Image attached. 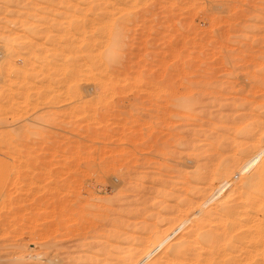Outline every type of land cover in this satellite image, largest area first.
<instances>
[{
	"label": "rangeland",
	"instance_id": "1",
	"mask_svg": "<svg viewBox=\"0 0 264 264\" xmlns=\"http://www.w3.org/2000/svg\"><path fill=\"white\" fill-rule=\"evenodd\" d=\"M0 29V264L149 263L196 219L195 185L206 208L237 196L236 264H259L262 198L210 171L238 161L233 189L264 159V0H0Z\"/></svg>",
	"mask_w": 264,
	"mask_h": 264
},
{
	"label": "bare ground",
	"instance_id": "2",
	"mask_svg": "<svg viewBox=\"0 0 264 264\" xmlns=\"http://www.w3.org/2000/svg\"><path fill=\"white\" fill-rule=\"evenodd\" d=\"M42 1H44V0H42ZM99 1H101V0H99ZM106 1V0H105ZM74 2V1H73ZM134 2V1H133ZM28 3V2H27ZM25 4V3H24ZM63 4V3H62ZM96 4V3H95ZM33 5V4H32ZM45 5V4H44ZM57 5V4H56ZM68 6V5H67ZM85 6V5H84ZM89 6V5H88ZM100 6V5H99ZM40 7V6H39ZM69 8V7H68ZM116 8V7H115ZM97 9V8H96ZM118 9V8H117ZM87 10V9H86ZM41 11H43V9L41 10ZM47 11V10H46ZM45 11V12H46ZM121 11H123V10H121ZM18 12V11H17ZM39 12V11H38ZM44 12V14H46ZM52 12V11H51ZM124 12V11H123ZM30 13H32V12H30ZM41 13V12H40ZM54 13V12H53ZM66 14V13H65ZM36 15V14H35ZM71 14H69V16H70ZM74 15H72V19L74 18L73 17ZM96 16V15H95ZM39 17V16H38ZM46 17H48V16H46ZM97 17V16H96ZM101 17V16H100ZM75 18H76V16H75ZM50 19V18H49ZM87 19V18H86ZM97 19V18H96ZM103 20V19H102ZM102 20H100V21H102ZM54 21V20H53ZM75 21V20H74ZM73 21V22H74ZM48 22V21H47ZM76 22V21H75ZM90 22V21H89ZM25 23H27L26 21H25ZM21 24V23H20ZM84 24V23H83ZM87 24V23H86ZM101 24H103V23H101ZM101 24H98V25H101ZM105 24V23H104ZM103 24V25H104ZM17 25V24H16ZM103 25H102V28H103ZM90 26V25H89ZM107 26V25H106ZM4 27V26H3ZM99 27V26H98ZM22 28V27H21ZM42 28V27H41ZM79 28H82V27H79ZM78 28V29H79ZM99 28H101V27H99ZM108 28V27H107ZM23 29V28H22ZM39 29V28H38ZM77 28H75V30H78ZM91 29V28H90ZM104 29V28H103ZM1 30V29H0ZM97 30H99L98 28H97ZM41 31H42V29H41ZM91 31V30H90ZM8 32V31H7ZM77 32V31H76ZM93 32V31H92ZM95 32H97V31H95ZM101 32H103L102 31V29H101ZM104 32H105V29H104ZM79 33H80V29H79ZM43 34V33H42ZM70 34V33H69ZM81 34V33H80ZM80 34H78V35H80ZM89 34V33H88ZM97 34V33H96ZM95 34V35H96ZM100 34H102V33H100ZM107 34V33H106ZM105 34V35H106ZM81 35H83V34H81ZM80 35V36H81ZM98 35V34H97ZM105 35H103V36H105ZM71 36H73V35H71ZM101 36L102 35H100V38H101ZM110 36V34L108 33V37ZM117 36V35H116ZM63 37H64V35H63ZM98 37H99V35H98ZM97 37V38H98ZM108 37H105V38H108ZM13 38V37H12ZM32 38V37H31ZM100 38H98V39H100ZM113 40H114V38H115V35H113ZM93 39H96V37L95 38H92L91 40H93ZM103 39H104V37H103ZM109 39H111V38H109ZM19 40V39H18ZM39 40V39H38ZM75 40V39H74ZM88 40V39H87ZM90 40V39H89ZM106 39H104L103 41H105ZM113 40H110L111 42L113 41ZM118 40V39H117ZM98 41H100V40H98ZM97 41V42H98ZM102 41V40H101ZM115 41V40H114ZM23 42V41H22ZM84 42V41H83ZM90 41H88V43H89ZM107 42H108V40H107ZM116 42V41H115ZM32 43V42H31ZM91 43V42H90ZM92 44H94V43H92ZM98 44V43H97ZM18 45V44H17ZM65 45V44H64ZM86 45H87V42H86ZM103 45H105V44H103ZM119 44H117V46H118ZM79 46V45H78ZM106 46H108V45H106ZM86 47V46H85ZM88 47V46H87ZM91 47H92V45H91ZM93 47H94V45H93ZM95 47H96V45H95ZM102 47V46H101ZM109 47V46H108ZM108 47L106 48V50L105 51H108L109 49H108ZM111 47H113V46H111ZM110 47V48H111ZM26 48V47H25ZM84 48V47H83ZM90 48V47H89ZM89 48H88V50H89ZM103 48H105V47H103ZM76 49V48H75ZM80 49V48H79ZM81 49H82V47H81ZM94 49V48H93ZM96 49V48H95ZM101 49V48H100ZM12 50V49H11ZM74 50V49H73ZM91 50V51H90ZM89 51L90 52H92V49H90ZM97 50V49H96ZM96 50H93L94 52L96 51ZM103 50V49H102ZM116 50V49H115ZM83 50H81V52H82ZM104 51V50H103ZM117 51V50H116ZM70 52V51H69ZM113 52V51H112ZM17 53V52H16ZM93 53V52H92ZM103 54H104V52H102ZM107 53V52H106ZM105 53V54H106ZM93 55H96V54H93ZM100 55H101V53H100ZM89 56H91V55H89ZM99 56V55H98ZM104 56V55H103ZM106 56V55H105ZM95 57V56H94ZM101 57V56H100ZM108 56H106V57H104L103 59H106ZM98 58V57H97ZM109 58V57H108ZM13 59V58H12ZM89 59V58H88ZM93 59V58H92ZM95 59V58H94ZM100 59H102V58H100ZM100 60L101 62H103L104 60ZM90 60V59H89ZM99 60V59H98ZM97 59L95 60V61H98ZM108 60V59H107ZM26 61V60H25ZM94 60H92V62H93ZM111 61V60H110ZM89 62V61H88ZM99 62V61H98ZM100 62V63H101ZM105 62V64H108L107 63V61H104ZM26 63H28V62H26ZM99 63V64H100ZM52 64V63H51ZM90 64V63H89ZM95 64V63H94ZM29 65V64H28ZM56 65V64H55ZM74 65V64H73ZM93 65V64H92ZM98 65V64H97ZM101 65L103 66V64L101 63ZM31 66V65H30ZM100 66V65H99ZM101 66V67H102ZM107 66V65H106ZM110 66V65H109ZM108 66V67H109ZM8 67V66H7ZM20 67V66H19ZM77 67V66H76ZM95 67H97L96 65H95ZM57 68H59V67H57ZM65 68V67H64ZM103 68V67H102ZM6 69V68H5ZM12 69V68H11ZM38 69V68H37ZM42 69V68H41ZM67 69V68H66ZM95 69V68H94ZM93 69V70H94ZM97 69H98V67H97ZM97 69H96V71H97ZM31 70V69H30ZM39 70V69H38ZM54 70V69H53ZM56 70V69H55ZM87 70H88V68H87ZM35 71V70H34ZM66 71V70H65ZM23 72V71H22ZM31 72V71H30ZM60 72V71H59ZM72 72V71H71ZM98 72V71H97ZM103 72V71H102ZM101 72V73H102ZM15 73H17V72H15ZM56 73V72H55ZM90 73V72H89ZM88 73V74H89ZM100 73V74H101ZM19 74V73H18ZM20 74H22V73H20ZM40 74V73H39ZM75 74V73H74ZM99 74V75H100ZM72 75H73V73H72ZM79 75V74H78ZM83 75V74H82ZM94 75V74H93ZM98 75V76H99ZM90 76V75H89ZM96 76V75H95ZM21 77V76H20ZM19 77V78H20ZM33 78V77H32ZM94 78V77H93ZM21 79V78H20ZM89 79H92V78H89ZM68 80V79H67ZM80 80V79H79ZM21 82H23V81H21ZM73 82V81H72ZM25 83V82H24ZM12 87V86H11ZM184 99V98H183ZM260 110V109H259ZM264 115V114H263ZM261 116H262V114H261ZM226 120V119H225ZM243 120V119H242ZM245 120V119H244ZM243 120V121H244ZM252 120V119H251ZM250 120V121H251ZM255 120V119H254ZM249 121V122H250ZM257 122V121H256ZM255 122V123H256ZM230 123V122H229ZM255 123H253V124H255ZM259 124V123H258ZM240 125V124H239ZM257 125V124H256ZM232 126V125H231ZM241 126H243V125H241ZM240 126V127H241ZM253 125L251 124V127H252ZM263 126H264V122H263ZM258 127V126H257ZM247 128H248V126H247ZM246 128V131H245V135H247V130L249 131V128L247 129ZM262 128V127H261ZM234 129V128H233ZM239 129V128H238ZM243 130V129H242ZM260 130V129H259ZM262 130V129H261ZM244 131V130H243ZM252 131V130H251ZM254 131H255V129H254ZM249 133H250V131L248 132V135L247 136H249ZM236 134V133H235ZM234 134V135H235ZM243 134V133H242ZM251 134H252V132H251ZM239 135V134H238ZM244 135V134H243ZM255 136L256 134H252V136ZM262 135V134H261ZM260 134L258 135V137L259 136H261ZM264 135V134H263ZM253 136V137H254ZM257 137V138H258ZM263 139H264V137H262ZM210 139V138H209ZM217 139V138H216ZM248 139V138H247ZM256 139V138H255ZM258 140V139H257ZM261 140V139H260ZM220 141V140H219ZM253 141V140H252ZM254 142H257V141H254ZM262 142L264 143V141H260V143L262 144ZM211 143V142H210ZM260 143H259V145H260ZM215 144V143H214ZM218 144V143H217ZM255 144H257V143H255ZM216 145V144H215ZM254 145V144H253ZM264 145V144H263ZM212 146V145H211ZM210 146V147H211ZM220 146L221 145H219V147L218 148H220ZM234 146V145H233ZM239 146V145H238ZM237 145L236 146H234V150L233 151H235L236 153H240V154H243V151H244V148H239ZM241 146V145H240ZM244 146V145H243ZM208 147V146H207ZM216 147V146H215ZM239 148V149H236V148ZM217 148V149H218ZM203 150V149H202ZM209 150V149H208ZM200 151V150H199ZM217 151V150H216ZM246 151V150H245ZM218 152V151H217ZM216 152V153H217ZM201 153V152H200ZM234 153V152H233ZM202 155V154H201ZM244 155V154H243ZM264 155V154H263ZM209 157H210V155H209ZM220 157V156H219ZM260 157V156H259ZM233 158V157H232ZM257 158H258V155H257ZM263 158V157H262ZM192 159V158H191ZM202 159V158H201ZM204 159V158H203ZM216 159V158H215ZM229 159H231V158H229ZM259 160H260V162H258V163H256V160L254 161V163H256V167H254V168H256L255 169V171H251L252 173V175L251 176H248V174H245V178L244 179H240V181L239 180H234V182L235 181H239L238 183H239V187H235V188H233L232 189V187H233V185H231L230 183L232 182V181H230V180H226V179H229L231 176H232V172H234L235 171V164H236V162H238V161H236V158H235V161L236 162H234V161H228V162H226L225 160H223L225 163H226V165H220L221 164V162L219 161V160H217V161H213L212 162V160H213V158H212V160L210 159V161H208V163H206L205 162V164L206 165H204V166H200L199 167V172L200 173H198V175L199 176H196V182H197V179H198V181H200L201 180V182H202V180H204V179H207V178H203V175H204V170H206L207 171V169H211L213 166H214V164H216V166L218 167V166H221V168L222 169H220V170H212V171H210V175H211V177H212V175H217V176H219V178L221 179H225V182H226V186L227 187H229V188H224V190H223V192H225V189H228V191L229 192H233L232 194H235L234 192H236L237 193V190H240V192L242 191L241 189H243V187H245V186H249V187H252V189L254 190L253 191V193H252V196H253V199H254V197L256 198V195L255 194H258L257 196L258 197H261L262 198V201L264 202V159H261V158H258ZM257 159V160H258ZM227 160V159H226ZM233 160H234V158H233ZM262 160V161H261ZM196 161V160H195ZM223 162V163H224ZM224 163V164H225ZM199 164V163H198ZM213 165V166H212ZM252 165H253V163H252ZM215 166V167H216ZM253 166H255V165H253ZM239 168V167H238ZM214 169H216V168H214ZM238 171V170H237ZM236 173V172H235ZM248 173H250V172H248ZM207 174H208V172H207ZM234 174V173H233ZM210 175H208V176H210ZM231 175V176H230ZM238 175V174H237ZM250 175V174H249ZM184 176V175H183ZM206 176V175H205ZM204 176V177H205ZM234 176V175H233ZM232 176V177H233ZM246 176H248V178L246 179ZM210 177V178H211ZM229 177V178H228ZM241 177V176H240ZM173 178V177H172ZM182 178V177H181ZM213 178V177H212ZM218 178V179H219ZM231 179H234V178H231ZM238 179V178H237ZM241 180H244V182H242ZM245 180H247L246 182H245ZM170 181V180H169ZM224 181V180H223ZM188 182V181H187ZM186 182V183H187ZM241 182V183H240ZM169 183V182H168ZM176 183V182H175ZM189 183V182H188ZM198 183V182H197ZM209 183V182H208ZM237 183V184H238ZM170 184V183H169ZM203 184V183H202ZM221 184L222 183H220V186H221ZM223 185V184H222ZM200 186V185H199ZM197 187V185H195V186H193L192 187V190H191V194L192 195H199L200 197H199V202H201V204H199L197 201L195 202V203H193V204H190L189 205V203H188V205H189V207L188 208H193L194 206H197L198 205V208H197V210H196V212L198 213L197 214V216H195L196 217V219L194 220V222L193 223H191V225L190 226H185V227H188V230L185 232V234L183 233V235H182V239H180L179 240V238H178V240L179 241H177V243L176 244H174V246L173 245H171V246H169L168 248H170L169 250L167 249V251H165L164 252V254L165 255H163V257H158L157 259H156V257L154 258V259H156V260H151V261H149V259H148V261H149V263H145L146 261V257H143L142 258V260L143 261H145L144 263L145 264H167V262H168V264H216V263H214V258H215V256H217V258L219 257V258H222V260L221 261H219L218 260V263L217 264H236L238 261H237V258L236 257H234V254H235V252H236V250H238L239 248H240V244H241V240H243V239H241L242 237V234H239V232L238 231H240L239 229H240V226L238 227V225H237V219H238V213H237V208L238 209H240L239 207L241 206H239V207H237L238 205H237V201H238V199H237V201L233 198V197H235V196H233V197H231V199H233V200H226V199H230L229 197L228 198H224V202H223V200H220V199H222V198H220L219 199V197H217V196H212V198H214V199H212L211 198V200L209 199V202L211 203V206L208 208H206V205L207 204H205L204 205V203H203V197H204V190L202 191L201 189H200V187ZM209 186H211V187H217V184H214V185H212V184H210ZM219 186V187H220ZM224 186H225V184H224ZM238 186V185H237ZM214 187H213V189L212 190H214ZM246 187V188H247ZM248 187V188H249ZM207 188V187H206ZM205 188V189H206ZM247 188V189H248ZM174 189V188H173ZM189 189H191V188H188V190ZM208 189V188H207ZM210 189V188H209ZM230 189V190H229ZM245 189V188H244ZM246 189V190H247ZM187 190V189H186ZM180 191V190H179ZM184 191V190H183ZM190 191V190H189ZM217 191V190H216ZM227 191V190H226ZM167 192V191H166ZM210 192V191H209ZM213 192V191H212ZM229 192H225V194L226 195H228L229 194ZM239 192V191H238ZM246 192V191H245ZM255 192H257V193H255ZM221 193V192H220ZM242 193V192H241ZM241 193H240V195H241ZM247 193H248V191H247ZM181 194V193H180ZM187 194V193H186ZM239 194V193H238ZM243 194H244V192H243ZM212 195V194H211ZM214 195V194H213ZM248 195V194H247ZM159 196V195H158ZM169 196V195H168ZM224 196V195H223ZM230 196H231V193H230ZM243 196V195H242ZM191 197V196H190ZM195 197V196H194ZM237 197V196H236ZM247 197V196H246ZM246 197H245V199H246ZM205 198V197H204ZM170 199V198H169ZM242 199V198H241ZM191 200V199H190ZM244 200V199H243ZM258 200V199H257ZM261 200V199H260ZM183 201V200H182ZM194 201V200H193ZM250 201H252V200H250ZM255 201V200H254ZM261 201V204L263 203ZM213 202V203H212ZM253 202V201H252ZM251 202V203H252ZM151 203V202H150ZM182 203V202H181ZM191 203H192V201H191ZM244 203V202H243ZM242 203V204H243ZM250 203V202H249ZM249 203H247V204H249ZM258 203V202H257ZM185 203H183V205H184ZM187 204V203H186ZM245 204V203H244ZM254 204V203H253ZM256 204V203H255ZM260 204V205H261ZM179 205H182V204H179ZM246 205V204H245ZM257 205V204H256ZM204 206H205V208H204ZM243 206V205H242ZM247 206V205H246ZM263 206V205H262ZM171 207V206H170ZM181 207V206H180ZM256 207V206H255ZM264 207V206H263ZM162 208V207H161ZM164 208V207H163ZM187 208V209H188ZM262 208V207H261ZM165 209V208H164ZM163 209V211H166L167 212V210L165 209L164 210ZM195 209V208H194ZM242 209H244L243 207H242ZM251 209V208H250ZM182 210V209H181ZM184 210V209H183ZM182 210V211H183ZM191 210H193V209H191ZM246 210V209H245ZM248 210V209H247ZM255 210V209H254ZM261 210H263V209H261ZM195 211V210H194ZM257 211H259V210H257ZM144 212V211H143ZM184 212V211H183ZM244 212V211H243ZM251 212V211H250ZM253 212V211H252ZM164 214H165V212H163ZM245 213V212H244ZM255 213V212H254ZM264 213V212H263ZM262 213V214H263ZM140 214V213H139ZM146 214V213H145ZM167 214V213H166ZM168 214H170V212L168 213ZM167 214V215H168ZM188 214H191L190 212H188ZM240 214H242V213H240ZM171 215H172V212H171ZM176 215V214H175ZM181 215H183V214H181ZM193 215H194V213H193ZM162 217V216H161ZM173 217V216H172ZM171 217V218H172ZM183 218H184V216H182ZM189 217H190V215H189ZM241 217V216H240ZM239 217V218H240ZM135 218V217H134ZM136 218H138V217H136ZM163 218V217H162ZM174 218H175V216H174ZM177 218V217H176ZM179 218V220H180V216L178 217ZM253 218V217H252ZM242 218H240V220H241ZM246 219V218H245ZM152 220V219H151ZM159 220V219H158ZM161 220H163V219H161ZM172 220H174V222L176 221V220H178V219H172ZM171 220V221H172ZM191 220V219H190ZM102 221V220H101ZM166 221V220H165ZM239 221V220H238ZM250 221H252V220H250ZM257 221V220H256ZM205 222L207 223V224H211L210 226L214 229V228H216V229H220L219 231L221 232H217V231H213L212 230V228L210 229V227L208 226V228H209V230H207L208 228H206V226L204 225L205 224ZM255 222V221H254ZM158 223V225H159V221L157 222ZM177 224H179L178 222H176ZM187 223V222H186ZM185 222H184V224H186ZM240 223V222H239ZM104 224V223H103ZM171 224V223H170ZM175 224V223H174ZM176 224V225H177ZM117 225V224H116ZM150 225V224H149ZM163 225V224H162ZM161 225V226H162ZM241 225H242V223H241ZM255 225V224H254ZM259 226V222L256 224V226ZM78 226V225H77ZM160 226V225H159ZM168 226V225H167ZM166 226V227H167ZM175 226V225H174ZM183 226V225H182ZM255 226V227H256ZM257 226V228L258 229H260V227H258ZM247 227V226H246ZM253 227V226H252ZM264 227V226H263ZM72 228V227H71ZM162 228V227H161ZM256 228V229H257ZM262 228V227H261ZM145 229H147V228H145V226H144V230ZM152 229H153V227H152ZM156 229V228H155ZM154 229V230H155ZM169 229V228H168ZM186 229V228H185ZM243 229V228H242ZM253 229V228H252ZM256 229H253V230H251V231H249V240L251 241V242H255V239H257L258 238V240L259 239H261L262 241H260V242H258V243H260L259 244V247H258V250H256V252L254 251V253H255V258L257 257V260H259L258 262H259V264H264V231L263 230H256ZM131 230V229H130ZM138 230V229H137ZM143 230V231H144ZM174 230V229H173ZM215 230V229H214ZM135 231V230H134ZM158 231V230H157ZM163 231V234H164V229L162 230ZM145 233L147 232V231H144ZM149 230H148V235H149ZM166 232V231H165ZM173 232V231H172ZM184 232V231H183ZM129 233V232H128ZM151 233V232H150ZM162 233V232H161ZM161 233H157L156 232V230H155V232H154V235L152 236V237H154V239H153V242H156L155 243V246H157L156 244L157 243H159V242H161V239H160V235H161ZM178 233V232H177ZM176 233V234H177ZM242 233V232H241ZM98 234V233H97ZM126 234V233H125ZM144 234V233H143ZM142 234V235H143ZM180 234V233H179ZM245 234H246V232H245ZM243 235H244V233H243ZM102 236V235H101ZM163 236V235H162ZM164 236H165V234H164ZM245 236V235H244ZM147 237H149V236H147ZM247 237H248V235H247ZM246 237V238H247ZM133 238V237H132ZM142 238V237H141ZM150 238V237H149ZM158 238L160 239L159 241H158ZM163 238V237H162ZM127 239H129V237L127 238ZM148 239V238H147ZM146 239V240H147ZM165 239H167V238H165ZM248 239V238H247ZM115 240V239H114ZM141 240V239H140ZM164 240V239H163ZM162 240V241H163ZM130 241V240H129ZM133 241V240H132ZM165 241V240H164ZM172 241V240H171ZM250 241H248L249 243H250ZM257 241V240H256ZM103 242V241H102ZM127 243H128V240L126 241ZM136 242V241H135ZM138 242H140V241H138ZM151 243L150 245L148 244V243H150L149 241H148V245H149V248H145V247H143V248H145L146 249V251H145V253L144 254H146V252L148 253V254H150V257H151V255H152V253L151 252H153V251H151V249H150V247H151V245L154 247V243ZM166 242V241H165ZM164 242V243H165ZM168 242H170V241H168ZM175 242V241H174ZM242 242H244V241H242ZM247 242V243H248ZM137 243V242H136ZM164 243H161V245H159V246H157V247H159L160 248V246H163L162 244H164ZM171 243V242H170ZM255 243H257V242H255ZM258 243H257V246H258ZM129 244V243H128ZM142 244H144L143 242H142ZM141 244V245H142ZM238 244H239V246H238ZM136 245V244H135ZM146 247H147V245L146 244H144ZM242 245V244H241ZM111 246V245H110ZM143 246V245H142ZM242 246H244V245H242ZM241 246V247H242ZM100 247V246H99ZM98 247V248H99ZM112 247V246H111ZM129 247V246H128ZM239 247V248H238ZM253 247V246H252ZM250 248V247H249ZM248 248V249H249ZM257 247H256V245H255V249H256ZM112 249H114V248H112ZM112 249H111V251H112ZM126 249V248H125ZM154 249H155V247H154ZM253 249V248H252ZM100 250V249H99ZM102 250V249H101ZM115 250H118V249H115ZM120 250V249H119ZM138 250V249H137ZM157 250V249H156ZM156 250L154 251V252H156ZM159 250V249H158ZM165 250V249H164ZM110 251V252H111ZM133 251V250H132ZM142 251H144L143 249H142ZM249 251V250H248ZM119 252V251H118ZM122 252V251H121ZM134 252V251H133ZM153 252V253H154ZM106 253V252H105ZM115 253H117V251L115 252ZM143 252H141V254H142ZM253 253V252H252ZM257 253V254H256ZM119 254V253H118ZM131 254V253H130ZM243 254V253H242ZM247 254V253H246ZM108 255V254H107ZM110 255V254H109ZM113 255H115V254H113ZM132 255V254H131ZM147 255V254H146ZM146 255H144V256H146ZM159 255H160V253H159ZM119 256V255H118ZM117 256V257H118ZM138 256V255H137ZM35 257V256H34ZM115 257V256H114ZM239 257V256H238ZM111 258V257H110ZM120 258V257H119ZM145 258V259H144ZM224 258V259H223ZM241 258V257H240ZM252 258V257H251ZM108 259V258H107ZM117 259V258H116ZM151 259V258H150ZM96 260H99V259H96ZM101 260H102V258H101ZM104 260V259H103ZM112 260V259H111ZM110 259H109V261H111ZM142 260H141V262H142ZM217 260V259H216ZM108 261V262H109ZM243 261V260H242ZM95 262H97V261H95ZM94 262V263H95ZM102 262V261H101ZM132 262V261H131ZM139 263V262H137L136 264H143V263ZM217 262V261H216ZM220 262V263H219ZM241 262V261H240ZM257 261H255V263H258ZM94 263H92V264H94ZM97 263H100L99 261L97 262ZM105 262H103V264H104ZM244 263H246V262H244ZM107 264V263H106ZM109 264V263H108ZM239 264V263H238Z\"/></svg>",
	"mask_w": 264,
	"mask_h": 264
}]
</instances>
